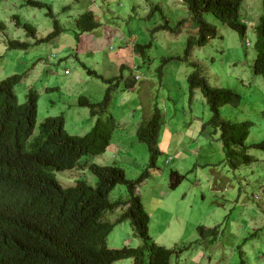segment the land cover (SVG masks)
<instances>
[{"label":"rangeland","instance_id":"1","mask_svg":"<svg viewBox=\"0 0 264 264\" xmlns=\"http://www.w3.org/2000/svg\"><path fill=\"white\" fill-rule=\"evenodd\" d=\"M26 1L0 0V81L18 76L14 92L19 102L29 89L37 92L34 136L47 116L58 114L63 115L69 135H86L96 119L78 105L80 97L102 103L108 94L103 105L108 104L104 115L114 118L111 141L89 162L120 167L129 181L147 172L135 192L149 216L151 241L175 251L169 264H264V153L250 147L264 140V77L252 73L260 0L241 4L240 16L246 24L242 38L204 15L215 27V36L203 47H193L188 62L182 59L195 31L182 0H32L49 6L61 28L52 41H41L54 29L46 8ZM89 3L101 26L79 35L74 18ZM14 16L21 25L37 30L33 38L16 26ZM180 22L179 32L162 28L167 23L175 30ZM8 41L29 46L9 48ZM136 44L147 46L145 59L133 50ZM191 62L200 66L211 87L228 88L240 97L239 105L221 108V117L252 122L246 140L247 152L255 158L252 163L235 170L226 164L218 132L205 126L210 114L202 94L188 91ZM134 78L133 88H124ZM154 103L161 112L160 128L155 144L148 146L138 140L139 127ZM173 141L174 147L168 149ZM149 147L156 151L152 167ZM176 168L184 178L171 188L170 173ZM54 175L65 188L77 180L96 185V177L87 168ZM127 196L125 186L116 185L108 198L113 202ZM123 210L105 212L103 222L113 223ZM199 227L216 230L214 236L201 237ZM141 244L127 221L118 223L107 236L110 249ZM113 264H132V260Z\"/></svg>","mask_w":264,"mask_h":264},{"label":"trees","instance_id":"2","mask_svg":"<svg viewBox=\"0 0 264 264\" xmlns=\"http://www.w3.org/2000/svg\"><path fill=\"white\" fill-rule=\"evenodd\" d=\"M182 1L195 31V36L189 37L182 60L188 62L193 47H203L215 36V27L205 21L204 15L235 31L241 38L244 37L246 24L240 16L243 0ZM260 3L262 12L254 26L255 59L252 73L264 77V0H260ZM26 4L39 9L46 8V15L52 20L54 29L42 40H54L61 28L51 8L32 0H27ZM95 14L85 7L75 16V28L79 35L91 33L101 26ZM14 20L26 36L34 35L35 28L21 25L17 16H14ZM182 27L183 23L180 22L175 30L167 23L162 28L179 32ZM27 46L26 43L8 41L9 48L23 50ZM146 48L137 44L133 46V50L143 59L147 57ZM189 65L191 71L186 76L188 91L198 90L202 94L210 114L205 126L218 132L226 164L235 170L241 164L252 163L255 158L248 154L249 146L246 145L252 122H233L221 117V108L239 105L240 97L228 88L211 87L203 77L200 66L193 62ZM82 66L87 69L85 65ZM89 72L95 77L100 76ZM18 79V76L13 75L0 81V264H18L15 255L20 254L26 256V260L20 264H113L124 259H131L132 264H169L175 251L151 241L147 231L149 216L141 197L135 192L136 186L147 179V172L135 181H129L120 167L99 166L89 162V157L101 155L111 141L114 118L112 114L107 117L104 115L108 104L106 108L103 105L108 101V94L102 103H93L85 96L80 97L78 105L86 108L90 117L96 119L86 135H69L64 129L65 120L61 114L47 116L39 124L38 134L34 136L37 95L29 89L25 100L20 103L14 94ZM130 81L124 83V88H133L134 80ZM106 82L113 85L111 80ZM155 103L139 127L138 140L148 146L155 144L160 128L161 112ZM250 147L264 153V140L252 143ZM149 150L152 167V156L156 151L154 147H149ZM85 168L96 177L95 187L77 180L74 186L65 188L54 175L55 172L82 171ZM183 178L172 170L169 186L175 188ZM116 185L125 186L130 197L111 202L108 196ZM118 207L124 208V212L113 223L103 222V214ZM122 221H127L132 234L141 240L142 244L138 248L123 246L110 249L107 246V236ZM37 228L36 237L32 239L33 231ZM215 231L198 228L201 237L207 234L212 237ZM4 245L11 251L6 259L2 250Z\"/></svg>","mask_w":264,"mask_h":264},{"label":"clouds","instance_id":"3","mask_svg":"<svg viewBox=\"0 0 264 264\" xmlns=\"http://www.w3.org/2000/svg\"><path fill=\"white\" fill-rule=\"evenodd\" d=\"M90 5H92L91 3H89V4H87L86 5V7H88V6H90ZM0 28H3V24L2 23H0ZM37 31V30H36ZM36 31H35V33H36ZM35 33H34V35H35ZM34 35L33 36H29V37H34ZM44 39V38H43ZM41 41H43V40H41ZM23 43H25V42H23ZM21 50V49H20ZM1 58V57H0ZM82 65H84V64H82L81 63V66ZM83 67V66H82ZM134 67V66H133ZM84 68V67H83ZM134 70H136V68L134 67L133 68ZM64 74L66 75L67 74V71H65L64 72ZM95 77V76H94ZM135 78H136V76H135ZM135 78L133 79L134 80V84H135ZM128 82V81H127ZM127 82H125V83H127ZM129 82H131L130 80H129ZM17 83V82H16ZM134 84H133V86H134ZM132 86V87H133ZM28 92V91H27ZM33 92H35L36 93V95H37V98L36 99H38V94H37V92L36 91H34L33 90ZM14 94H15V92H14ZM16 95V94H15ZM27 95V93L25 94V96ZM21 103V102H20ZM59 115H61V114H58L57 116H59ZM52 117H56V116H52ZM145 117V116H144ZM155 169H156V167H155ZM174 171H176V170H174ZM177 172V171H176ZM178 173V172H177ZM179 174V173H178ZM56 178V177H55ZM57 180V179H56ZM58 181V180H57ZM58 183L60 184V182L58 181ZM61 185V184H60ZM67 188V187H66ZM38 229L39 228H37V229H35L34 231H33V237H32V239H35V237H36V234H37V232H38ZM106 242H107V239H106ZM133 248H135V247H133ZM136 248H138V247H136ZM2 250H3V253H4V259H6V258H8L9 257V253L11 252L10 251V249L8 248V246H6V245H4L3 247H2ZM15 256H17L18 257V264H20V263H22L24 260H26V256L25 255H23V254H20V255H15Z\"/></svg>","mask_w":264,"mask_h":264},{"label":"crops","instance_id":"4","mask_svg":"<svg viewBox=\"0 0 264 264\" xmlns=\"http://www.w3.org/2000/svg\"><path fill=\"white\" fill-rule=\"evenodd\" d=\"M92 44H93V42H92ZM148 115H149V111H148V109H147V113H146L145 117H147ZM172 139L174 140V136L172 137ZM177 142H178V141H177V139H176V143H177ZM171 146L174 147V141L170 143L168 149H169ZM178 170H179V169L176 168V171H177V172H178ZM156 202H158V201H156Z\"/></svg>","mask_w":264,"mask_h":264}]
</instances>
